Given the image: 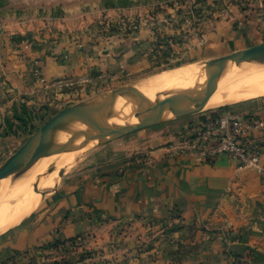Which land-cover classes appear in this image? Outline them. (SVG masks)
<instances>
[{
	"label": "crops",
	"instance_id": "obj_1",
	"mask_svg": "<svg viewBox=\"0 0 264 264\" xmlns=\"http://www.w3.org/2000/svg\"><path fill=\"white\" fill-rule=\"evenodd\" d=\"M260 12L253 14L251 31L264 26ZM95 36L56 41L42 35L27 49H0V105L18 95H40L45 84L36 68L51 80L115 78L133 66L138 52L132 39ZM239 115L264 119V103ZM254 134L263 141L261 170L242 168L225 155H174L169 147L146 144L142 150L153 163L59 183L40 199L34 212L43 200L45 208L30 225L0 239V264L17 249L37 255V245L68 239L50 251L79 248L85 254L49 264H264V128ZM11 143L0 137V155ZM26 256L29 263L32 255Z\"/></svg>",
	"mask_w": 264,
	"mask_h": 264
},
{
	"label": "rangeland",
	"instance_id": "obj_2",
	"mask_svg": "<svg viewBox=\"0 0 264 264\" xmlns=\"http://www.w3.org/2000/svg\"><path fill=\"white\" fill-rule=\"evenodd\" d=\"M263 10L264 0H0V49L3 48L6 53L16 45L27 49L35 38L42 35L58 41L59 38L69 35L81 39L87 34H98L95 37L107 40L115 36L122 43L124 39L130 38L138 52L132 62L133 66L115 78H44V83L40 81L45 84L40 95L29 93L5 99L0 105V137L12 141V146L6 148L5 154L0 155V165L10 156V152L13 154L47 120L70 106L85 100L98 103L105 101L110 105L135 81L171 75L194 67L201 61L239 50L241 46L263 42L264 26L256 27V31H251L249 27L253 14ZM254 66L256 65L243 70ZM243 70L236 73L244 72ZM262 103L264 95L221 106L225 107L223 111H219L221 107L209 108L122 138L94 146L88 145L73 156L75 149H71L67 158L57 160L55 167L58 166L60 171L66 164L74 161L72 169L67 170L66 167L62 176L57 171L54 187L44 190L36 185L34 194L37 196L42 191L38 201L43 195L45 200L63 181L83 175L92 178L102 172H124L129 167L136 168L153 163L143 152V145L172 148L182 139L192 137L196 127L202 122L200 117L203 114L213 111L219 114H241ZM132 146L135 149H131ZM42 176L43 173L39 175V179ZM16 179L9 177L10 181ZM42 204L20 225L9 228L8 231L0 230V234L7 231L0 235V239L21 225H30L45 208V204ZM52 244L44 242L37 245V248L42 249L41 252L37 249L38 256L51 258L50 262L39 264H49L53 258L54 261L61 262L70 256H81L86 250L77 248L79 252H75L69 248L51 252ZM77 245L81 247L80 244ZM77 245L72 246L70 243L69 247ZM15 252L18 253L12 255L7 264H27L28 259L23 260L26 255H32L29 263L36 264L34 259L38 256L30 254L31 250L17 249Z\"/></svg>",
	"mask_w": 264,
	"mask_h": 264
},
{
	"label": "water",
	"instance_id": "obj_3",
	"mask_svg": "<svg viewBox=\"0 0 264 264\" xmlns=\"http://www.w3.org/2000/svg\"><path fill=\"white\" fill-rule=\"evenodd\" d=\"M264 62V41L229 54L201 61L200 69L183 82L157 91L145 116L134 110L109 109L108 104L85 100L70 106L47 120L0 165V184L6 177L18 178L43 153L58 150L60 140L83 128L105 126L104 134L92 145L122 138L139 130L182 118L191 103L205 95L212 84L234 74L251 63ZM65 169L59 171L62 176ZM13 181V180H12Z\"/></svg>",
	"mask_w": 264,
	"mask_h": 264
},
{
	"label": "bare ground",
	"instance_id": "obj_4",
	"mask_svg": "<svg viewBox=\"0 0 264 264\" xmlns=\"http://www.w3.org/2000/svg\"><path fill=\"white\" fill-rule=\"evenodd\" d=\"M263 63H258L261 64L259 66L256 63H251L249 66H256L250 67L245 71L243 69L249 66L239 68L237 71L243 70L244 72L236 73V71L234 74L214 82L205 95L191 103L187 111L188 115L264 95ZM200 67V64H198L171 75L153 76L135 81L134 84L128 86L116 97L114 103L108 105L109 109L118 110L124 108L126 110H134L139 116H145L147 112L145 110H148L151 106L157 91L180 83L181 80L184 82L187 75L196 73ZM104 128L105 126L99 125L83 128L71 135L67 134L61 138V146L58 150L41 154L28 170L16 180L10 181L9 176L6 177L0 184V230H7L17 225L22 218L29 215L38 206V196L42 191L36 196L34 194L36 185L44 190L54 187L57 180L56 173L57 171L59 172V167H55V164L59 158V161L67 158L71 149H75L72 152L73 156L78 153L79 149L92 145L103 136ZM74 164L75 162L72 161L62 168L65 169L67 167V170H71ZM50 169L52 170L50 171ZM41 173H43V176L39 179Z\"/></svg>",
	"mask_w": 264,
	"mask_h": 264
},
{
	"label": "built area",
	"instance_id": "obj_5",
	"mask_svg": "<svg viewBox=\"0 0 264 264\" xmlns=\"http://www.w3.org/2000/svg\"><path fill=\"white\" fill-rule=\"evenodd\" d=\"M35 73L41 82L46 81L38 68ZM201 121L191 138L182 139L170 148L174 155L196 154L203 158L225 155L238 160L242 168L262 169L263 141L254 131L264 128V119L224 112Z\"/></svg>",
	"mask_w": 264,
	"mask_h": 264
},
{
	"label": "trees",
	"instance_id": "obj_6",
	"mask_svg": "<svg viewBox=\"0 0 264 264\" xmlns=\"http://www.w3.org/2000/svg\"><path fill=\"white\" fill-rule=\"evenodd\" d=\"M223 110H225V107H221L220 109H219V111H223ZM217 114H219V113H215V111H213V112H211V113H206V114H203L201 117H200V120H205V119H207L208 117H210V116H214V115H217ZM69 240H72V239H68V241ZM67 242V241H66ZM62 243H65V241H60V240H56L52 245H50L51 247H57V246H59L60 244H62ZM27 264H31V263H27Z\"/></svg>",
	"mask_w": 264,
	"mask_h": 264
}]
</instances>
